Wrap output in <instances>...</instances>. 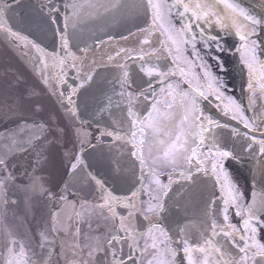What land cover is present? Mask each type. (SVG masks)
<instances>
[{
    "label": "snow or ice",
    "instance_id": "obj_1",
    "mask_svg": "<svg viewBox=\"0 0 264 264\" xmlns=\"http://www.w3.org/2000/svg\"><path fill=\"white\" fill-rule=\"evenodd\" d=\"M0 44V264H264V0H0Z\"/></svg>",
    "mask_w": 264,
    "mask_h": 264
},
{
    "label": "flooded vegetation",
    "instance_id": "obj_2",
    "mask_svg": "<svg viewBox=\"0 0 264 264\" xmlns=\"http://www.w3.org/2000/svg\"><path fill=\"white\" fill-rule=\"evenodd\" d=\"M238 83L239 81L237 80V84ZM252 175L253 174L251 171V164H248V163H245L243 165L237 164L233 167V179L239 184L242 190L248 192L249 198H250V194L252 191V184H253ZM259 180H260V177L259 175H257L256 176L257 191H259V187H260Z\"/></svg>",
    "mask_w": 264,
    "mask_h": 264
},
{
    "label": "water",
    "instance_id": "obj_3",
    "mask_svg": "<svg viewBox=\"0 0 264 264\" xmlns=\"http://www.w3.org/2000/svg\"><path fill=\"white\" fill-rule=\"evenodd\" d=\"M89 30H92L91 26H90ZM115 31H119V29H115ZM13 55L18 56L19 54L18 53L17 54H13V53L7 51L5 49V46L3 44H0V59H6V58L11 57ZM4 123H5L4 121H0V126H2ZM87 198L91 199V194H88ZM29 219L31 221V227L33 229H35L36 221L34 219H32L31 216L29 217ZM10 222H13L11 217H10ZM83 227H84L85 231H87V225L85 224V225H83Z\"/></svg>",
    "mask_w": 264,
    "mask_h": 264
}]
</instances>
